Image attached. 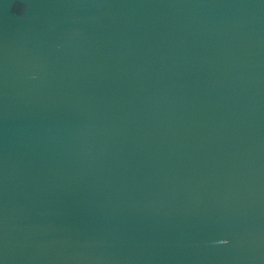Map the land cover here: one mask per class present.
<instances>
[{"label":"water","instance_id":"1","mask_svg":"<svg viewBox=\"0 0 264 264\" xmlns=\"http://www.w3.org/2000/svg\"><path fill=\"white\" fill-rule=\"evenodd\" d=\"M0 264H264V0H0Z\"/></svg>","mask_w":264,"mask_h":264}]
</instances>
